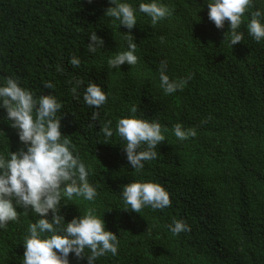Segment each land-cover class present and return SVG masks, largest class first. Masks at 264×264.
<instances>
[{
    "label": "trees",
    "instance_id": "trees-1",
    "mask_svg": "<svg viewBox=\"0 0 264 264\" xmlns=\"http://www.w3.org/2000/svg\"><path fill=\"white\" fill-rule=\"evenodd\" d=\"M161 2L171 9L170 17L151 26L138 14V23L128 29L105 17L114 6L109 0H0V82L12 77L36 96L55 94L63 102L61 132L92 164L95 207L105 211L106 228L119 239L118 255L107 254L97 264H264V41L248 36L242 24L245 39L231 46L224 35L228 22L216 28L206 0ZM256 7L264 5L253 0L251 10ZM93 31L104 40L94 53L88 51ZM129 32L138 63L110 68L108 59L127 50ZM73 56L80 58L79 67L69 63ZM162 61L170 79L192 74L182 90L165 94L160 88ZM75 79L82 83L73 94ZM47 81L55 88L45 87ZM89 82L109 93L95 121V109L83 102ZM133 106L136 115L167 129L157 157L140 173L129 164L123 141L114 135L102 142L100 133L105 121L114 128ZM5 116L0 106V118ZM176 123L195 128L196 136L178 140L172 134ZM0 131L5 133L0 150L23 147L7 121L0 119ZM135 179L163 184L170 206L141 213L119 209L125 206L122 186ZM89 206L69 202L59 214L69 222ZM174 219L190 230L172 235L168 225ZM32 220L29 210L0 230V264H21L22 238ZM69 260L87 264L86 257L73 254Z\"/></svg>",
    "mask_w": 264,
    "mask_h": 264
},
{
    "label": "clouds",
    "instance_id": "clouds-1",
    "mask_svg": "<svg viewBox=\"0 0 264 264\" xmlns=\"http://www.w3.org/2000/svg\"><path fill=\"white\" fill-rule=\"evenodd\" d=\"M109 2L114 6L106 10L105 17L114 24L118 23L119 28L132 29L138 23V14L149 18L151 26L172 15L171 9L161 0ZM206 3L208 18L216 28L222 29L225 21L228 22V31L224 35L231 46L245 39L242 24L248 36L256 42L264 41V7L251 10L253 0H206ZM256 3L264 5V0H256ZM128 34L127 50L118 51L108 59L110 68L120 70L121 65L135 66L138 63L135 54L137 43L132 38L134 36L130 32ZM89 40V52L94 53L104 45V40L95 31L89 33ZM69 63L79 67L81 60L73 56ZM62 70L58 65L57 71ZM191 79V73L170 79L166 63L161 62L159 86L165 94L182 90ZM81 83L80 79H75L71 88L73 94L77 93ZM44 85L55 88L52 81ZM108 95L99 83L89 82L85 86L83 102L95 109L91 116L93 121L99 118V109L107 103ZM0 106L6 109V116L0 119L17 130L23 145L15 152L8 147L0 150V230H6L9 223L19 222L20 216L28 214L29 210L35 217V221L27 224L22 238L24 252L21 264H70V254L77 258L86 257L87 264H97V260L107 254L117 256L118 235L106 228L105 211L100 214L95 207L98 190L89 179L94 168L81 157L69 136L61 132L63 102L55 94L36 96L17 79L5 77L0 82ZM129 111L131 115L117 118L114 128L111 120L103 123L101 141L110 143L114 135L122 140L129 164L134 173H140L146 161L157 157L155 149L165 141L167 129L162 128L159 120L136 115L135 106ZM172 134L184 141L197 133L195 128L186 129L181 123H176ZM4 135L0 131V137ZM119 193L125 206L118 208L136 213H141L146 207L158 210L171 204L169 191L155 181L135 179L123 185ZM82 201L92 206L85 207L82 214L71 221L66 222L59 214L63 205L69 202L79 205ZM18 208L24 212H18ZM49 213L51 219L48 218ZM168 230L175 236L190 228L183 220L174 219Z\"/></svg>",
    "mask_w": 264,
    "mask_h": 264
}]
</instances>
